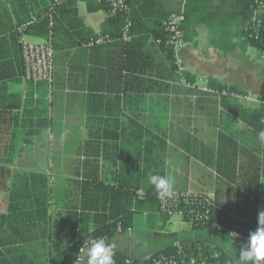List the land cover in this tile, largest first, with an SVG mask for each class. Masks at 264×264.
I'll return each instance as SVG.
<instances>
[{
    "label": "crops",
    "instance_id": "crops-1",
    "mask_svg": "<svg viewBox=\"0 0 264 264\" xmlns=\"http://www.w3.org/2000/svg\"><path fill=\"white\" fill-rule=\"evenodd\" d=\"M10 1L0 0V5L8 7ZM158 1L164 12L184 15L185 0ZM138 2L133 0L135 7H141ZM223 3L209 0L207 5L215 10ZM56 6L57 49L50 84L25 80L17 44L11 43L10 34L1 37L0 232L8 230L12 221L11 229L20 234L16 240L0 234V252L14 259V264H47L59 247L69 246L74 226V238L81 229H93L91 221L87 224L73 218L74 214H86L80 207L83 184L93 181L95 172L100 184L113 186L120 156L128 171L139 164L134 142L128 143V137L125 142L120 140L121 129L126 136L132 133L128 121L122 128L123 119L136 121L165 139V176H171L169 159L176 160L177 167L172 193L212 196L215 211L222 215L231 212L237 188L214 170L210 151L215 148L217 134L231 136L260 160L263 144L221 106L220 98L211 99L205 90L209 81H215L248 98L230 101L261 106L264 64L256 51L239 47V39L225 29L227 10L208 14L206 26L197 23L199 16L188 19L186 46L173 52L177 70L170 80L166 78L165 55L150 38L144 34L108 38L113 34L107 25L111 15L98 0H61ZM48 26L46 37L35 29L22 36L26 42L42 43L52 36V19ZM99 37L104 42L87 45ZM177 71L192 77L195 88L184 86ZM54 93L68 99L70 105L77 102V123L68 121L66 112L54 120ZM30 175L44 178L47 204L12 214V195L21 199L33 193ZM259 194L264 195V176L259 179ZM262 210L264 196L258 212ZM130 213V227L106 239L116 246L114 256L145 263L157 253L176 256L181 250L200 251L204 256H221L225 264H236L239 249L212 227H194L180 215H167L149 202L133 204ZM8 247L13 250L10 254Z\"/></svg>",
    "mask_w": 264,
    "mask_h": 264
},
{
    "label": "trees",
    "instance_id": "trees-1",
    "mask_svg": "<svg viewBox=\"0 0 264 264\" xmlns=\"http://www.w3.org/2000/svg\"><path fill=\"white\" fill-rule=\"evenodd\" d=\"M219 1L224 2L221 8L217 7L213 10L212 6L207 5L209 0H185V21L182 25L183 33L186 31L190 17L199 16L197 23L206 26L210 23L208 14H212V12L222 14L227 10L225 22H223L225 29L229 28V31L233 32V35L239 39V47L244 49L250 48L256 51L259 56L264 51V37L262 38V43H259L249 38L244 32L246 28L254 31L250 26V20L255 9L256 0ZM99 3L104 10L108 11V7L105 4L100 1ZM125 3L129 11L123 14L111 15L107 21V25L112 28L113 33L108 38L112 40L120 39L122 37L123 27L127 22L130 23L128 36L144 34L146 38H150L153 44L165 55L166 78L172 80L174 78L173 72L177 68L175 66L173 50L167 45L168 32L166 31V23L173 14L164 12L162 10V3L158 0H140L138 3L141 7L137 5L135 7L133 0H125ZM226 3L228 4L227 9L225 8ZM58 13V7L52 3V0H11L8 7L5 4L0 5V43L3 40L1 38L2 36L10 34L11 43L17 44L21 76L23 72L19 37L27 33L29 29L38 30L46 37L49 31V19H52L51 38L53 50L55 51L57 47L54 22ZM48 15L49 17H47ZM12 16L15 17L13 21ZM30 22L32 23L24 31L19 30L24 24ZM258 33L260 34V29ZM183 76L189 83H193L194 80L192 77L184 73ZM207 87L218 92L226 90L242 95L235 88L215 81H209ZM206 94L211 99L218 100L220 98L221 106L229 114L243 122L255 134L264 130V98L259 99L261 106L253 108L240 106L230 101L229 99L231 98L228 97H217L210 93ZM126 121H128L132 133L126 136L124 130L121 129L120 140L125 142L126 137H128V143L131 141L134 142L135 147L139 151V164L135 165L131 171H128L125 166L126 161L120 156L116 183L113 186L100 184L98 178L94 177L95 172L92 173L93 181H88L82 186L80 207L82 212H86V214H74L73 218L86 222L87 224L91 221L93 229L89 230L87 227L81 229L77 232L78 238H74L76 233L74 226L71 232L73 239L69 246L65 248L57 247V252L48 260L47 264H72L76 259L78 247L86 241L98 238H104L105 240L111 239L117 230L125 231L128 229L132 222L130 212L133 204L149 202L156 204L160 209V198L157 196L154 187L148 183V177L152 174L165 176L164 169L167 157V143L163 137L155 135L136 121L123 119L121 122L122 128H124ZM210 152L213 154L215 172L220 178L237 188L233 210L222 215L215 211L214 200L206 201L207 197L201 194H199V197L190 200L188 204L181 202L179 208L186 212L190 210L193 213L209 212L208 220L203 225L200 224L201 226L197 227H211L212 224L220 223L226 229L248 235L250 232L255 231L257 227L260 197L264 196L259 194V179L261 176H264V144L262 148V159L260 160L252 152L241 148L238 142L231 136L223 132H218L215 148ZM29 178L32 182L31 187L33 186L34 189L33 193L21 199L15 198L12 195L9 207L12 214H15L18 209H28L32 206L44 208L47 204V188L44 178L35 175H30ZM27 191L28 189H25V192ZM139 192L143 194L141 197L138 196ZM191 225L196 227L195 224ZM12 227L13 222L11 221V225L7 226L8 230L0 232V234L4 238L16 240V235L20 233L11 229ZM7 250V254L13 251L9 247ZM196 252L187 253L195 254ZM205 257L209 259L211 255ZM125 259L121 256H113L114 264H119ZM14 261L6 253L0 252V264H14ZM214 264H225V262L219 256L214 261Z\"/></svg>",
    "mask_w": 264,
    "mask_h": 264
},
{
    "label": "built area",
    "instance_id": "built-area-1",
    "mask_svg": "<svg viewBox=\"0 0 264 264\" xmlns=\"http://www.w3.org/2000/svg\"><path fill=\"white\" fill-rule=\"evenodd\" d=\"M108 7V12L110 15H117L127 13L129 11L125 0H99ZM54 5H58L60 0H52ZM185 21L183 14H175L170 16L168 22L166 23V31L168 32L167 45L171 47L173 52L183 49L186 46L184 40V33L182 30V25ZM34 22V21H33ZM30 23L24 24L19 28L20 31H24ZM250 26L254 31H250L248 28L244 30L245 34L249 38L253 39L255 42H261L264 37V0L255 1V9L252 13L250 20ZM260 29V34L258 30ZM130 31V23H126L122 30V37L127 38L128 32ZM104 42V38H97L96 40H90L87 44L92 46ZM20 45V57L22 64L23 78L27 81L32 82H45L50 84L53 79L54 72V50L52 46L51 34L48 35V38L39 44L29 43L24 40V37L21 35L19 37ZM260 61L264 64V51L259 55ZM179 62V61H178ZM177 62V63H178ZM181 83L187 88H195L194 83H189L183 76L181 71H177ZM207 93L213 94L217 97H228L231 99H242L248 100L244 95H240L234 92H228L223 90L222 92L215 91L213 89L206 88ZM142 193H138V196H142ZM207 197L206 201H213L212 196L204 195ZM199 197V194H178L172 193L171 196L160 198V210L165 212L167 215H180L183 220L189 224H195L196 226H201L206 220H208V211L193 213L192 211H184L179 208V204L182 202L188 204L190 200ZM211 227L217 232L223 233L228 237L238 249L241 246L246 244L248 236L224 228L218 224H212ZM237 233L233 238L231 233ZM82 247L80 245L77 250L76 259L72 264H80V253L79 250ZM218 259L217 255H212L209 259L205 257L200 251L195 254H188L185 251H179L176 256H168L163 253L156 254L152 259L145 263H138L129 258H126L119 264H214V261Z\"/></svg>",
    "mask_w": 264,
    "mask_h": 264
},
{
    "label": "clouds",
    "instance_id": "clouds-1",
    "mask_svg": "<svg viewBox=\"0 0 264 264\" xmlns=\"http://www.w3.org/2000/svg\"><path fill=\"white\" fill-rule=\"evenodd\" d=\"M258 141L264 144V130L258 134ZM148 183L154 187L159 198L171 196L174 190V178L152 174ZM233 238L237 233H231ZM115 244L98 238L86 241L79 250L80 264H114ZM236 264H264V210L257 215V227L248 234L246 244L240 247Z\"/></svg>",
    "mask_w": 264,
    "mask_h": 264
},
{
    "label": "rangeland",
    "instance_id": "rangeland-1",
    "mask_svg": "<svg viewBox=\"0 0 264 264\" xmlns=\"http://www.w3.org/2000/svg\"><path fill=\"white\" fill-rule=\"evenodd\" d=\"M52 113L53 118L57 122L58 118L62 115L63 112L68 113V121H71L72 123H77L79 120V111H78V104L77 102H73V105H70L68 99H62L60 98L56 93L53 94L52 100ZM169 163L172 167L169 168L171 171V177L174 176L175 171L177 169L176 160L169 159Z\"/></svg>",
    "mask_w": 264,
    "mask_h": 264
}]
</instances>
